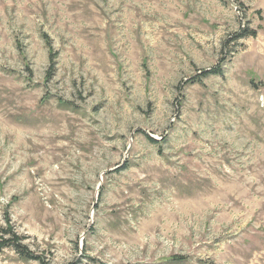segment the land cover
<instances>
[{"label": "rangeland", "instance_id": "1", "mask_svg": "<svg viewBox=\"0 0 264 264\" xmlns=\"http://www.w3.org/2000/svg\"><path fill=\"white\" fill-rule=\"evenodd\" d=\"M0 264H264V0H0Z\"/></svg>", "mask_w": 264, "mask_h": 264}, {"label": "trees", "instance_id": "2", "mask_svg": "<svg viewBox=\"0 0 264 264\" xmlns=\"http://www.w3.org/2000/svg\"><path fill=\"white\" fill-rule=\"evenodd\" d=\"M208 73H210V74H213V73H214V74H215V72H208ZM210 74H209V75H210ZM16 247H17V249L19 250V252L23 254L24 257H27V256L24 254V252L21 251V246H16Z\"/></svg>", "mask_w": 264, "mask_h": 264}]
</instances>
